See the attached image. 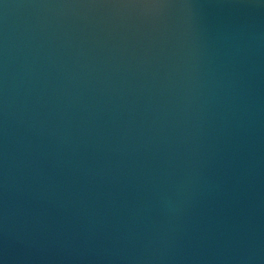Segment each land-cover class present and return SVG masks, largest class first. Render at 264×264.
<instances>
[{
    "label": "water",
    "instance_id": "1",
    "mask_svg": "<svg viewBox=\"0 0 264 264\" xmlns=\"http://www.w3.org/2000/svg\"><path fill=\"white\" fill-rule=\"evenodd\" d=\"M0 264H264V0H0Z\"/></svg>",
    "mask_w": 264,
    "mask_h": 264
}]
</instances>
